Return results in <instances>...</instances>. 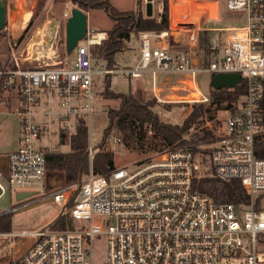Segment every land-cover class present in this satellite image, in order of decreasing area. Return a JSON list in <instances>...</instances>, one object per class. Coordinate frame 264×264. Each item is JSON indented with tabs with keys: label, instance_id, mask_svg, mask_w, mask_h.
<instances>
[{
	"label": "built area",
	"instance_id": "built-area-1",
	"mask_svg": "<svg viewBox=\"0 0 264 264\" xmlns=\"http://www.w3.org/2000/svg\"><path fill=\"white\" fill-rule=\"evenodd\" d=\"M165 1L143 0V4L156 5L161 14ZM224 4L228 12L243 17V24L232 28L236 34L229 41L212 46V60L199 67L186 55L170 56L165 47L151 44V38L162 39L166 32H142L136 67L96 71L90 48L101 44L106 35L90 29L88 23L75 57L59 65V29L74 8L69 1L50 52L43 51L46 34L39 35L36 44H25L21 52L16 42L9 43L12 69H0V77L18 91L20 137L18 148L7 155V176L0 172V179L9 188L33 196L8 210L0 209V215L36 202H52L59 207L57 217L67 214L73 225L53 230L49 224L30 234L11 235H29L31 243L9 264H95L92 248L86 252L83 241L97 237L106 242L102 264H264V159L254 153L264 80V0H225ZM189 39L194 40V35ZM22 61H35L37 67L23 69ZM150 64L154 68L147 70ZM144 71L153 76L158 72L188 76L196 95L192 103L209 102L196 83L199 73H237L247 91L230 111L225 133L208 155L187 147L166 150L134 163L132 169L115 167L107 176L95 173L89 163L88 173L78 183L54 190L47 187L45 152L39 140L54 135L50 129L54 123L58 134L63 130L71 135L80 118H90L95 75L139 77ZM113 141L119 139L113 136ZM89 157L91 161L90 148ZM205 178L238 180L247 201L220 203L194 190L193 182ZM4 192L0 183V197Z\"/></svg>",
	"mask_w": 264,
	"mask_h": 264
},
{
	"label": "trees",
	"instance_id": "trees-1",
	"mask_svg": "<svg viewBox=\"0 0 264 264\" xmlns=\"http://www.w3.org/2000/svg\"><path fill=\"white\" fill-rule=\"evenodd\" d=\"M70 2L81 11L102 10L113 23L112 27L105 31L106 39L101 44L90 48L94 68L98 64L95 62L97 61L101 64V69L115 70L117 68L115 57L126 48L127 42L138 40L139 34L142 32H162L169 28V9L166 1L163 12L158 17L146 16L143 0H136V8L131 11H119L108 0H70ZM204 35V33H200L199 37ZM209 47V45L205 47L208 53L211 51ZM72 57H75V50ZM209 63L210 61L205 59L203 65ZM111 76L112 74L104 75V90L101 96L107 100H119V104L116 108L111 107L106 111L107 127L101 142L94 148L96 153H92L91 161L88 152V128L84 118L79 119L75 131L68 137L63 130L59 133L58 145L68 144L69 151L67 153L50 152L45 154L47 175L57 177L54 184L62 182L58 187L78 183L88 173L89 163L95 173L103 176H107L115 168L113 153L103 149L106 139L112 131L116 132L115 136L127 150L140 154L148 151L145 150L144 143H147L149 149L152 148L153 138L146 139L147 132H150L154 138H159L168 150L187 147L194 153L200 152L208 155L221 137H216L200 127L201 119L210 112L213 106L218 107L225 104L230 111L235 110L247 91L245 81L233 89L215 90L211 88L209 94H206L209 98L208 103L192 105L191 112L181 124H168L162 122L155 112V107L160 105L154 98L141 103L130 93L114 92L110 87ZM212 76H210V81ZM260 84L262 87V98L258 103L260 133L255 137L254 153L257 158L264 159V80ZM5 85L6 78L3 77L0 79V96L6 91ZM162 107L169 106L165 103ZM192 127L195 131L190 133L189 129ZM193 188L220 203L247 201L245 190L238 180L226 182L205 178L194 181ZM11 218V212L0 215V233L11 232ZM71 224L70 217L65 214L50 224V228L64 230Z\"/></svg>",
	"mask_w": 264,
	"mask_h": 264
},
{
	"label": "rangeland",
	"instance_id": "rangeland-1",
	"mask_svg": "<svg viewBox=\"0 0 264 264\" xmlns=\"http://www.w3.org/2000/svg\"><path fill=\"white\" fill-rule=\"evenodd\" d=\"M70 2V0H6L7 3V15L5 26L0 32V69L10 70L12 69L10 63V50L9 43L16 42L19 52L25 44L34 43V34L36 29H40L41 24L46 20L49 21L47 30V37L51 34L48 33L51 29L52 22L57 25L60 21L62 12L65 8V3ZM110 3L114 4L120 10H132L136 8V0H108ZM52 3V4H51ZM72 7H75L71 4ZM154 11L156 8L154 7ZM87 13L88 26L90 29L94 28L96 30H106L110 26V19L106 13L102 10L84 11ZM160 14H158L159 16ZM157 17V16H153ZM178 16L176 20H178ZM243 24V23H242ZM113 25V24H112ZM53 27V26H52ZM60 37L61 41L58 45V64H69L73 57V51L67 52L66 50V36H65V24L61 23L60 26ZM11 38H15L16 41H12ZM83 43L82 40L78 41V45ZM46 47L43 49L44 52H50L51 43H46ZM41 49V48H40ZM211 50V49H210ZM123 58L127 59L123 60ZM208 59V58H207ZM211 59V57H210ZM139 55L137 51H132L131 53L119 54L117 56V61L123 64H131L129 66H136L139 61ZM22 68L32 69L37 67L35 61H22ZM97 66H95L96 71H100L102 66L99 62L95 61ZM0 79H3L1 76ZM94 83L92 87V113L89 117H84L87 128H88V141L89 148L93 154L96 153L94 148L99 145L103 138L104 130L107 127V116L106 111L108 108H116L119 104V100H110L109 102L104 101L102 92L104 90V76L95 75L93 77ZM110 87L114 92H127V80L122 75H112L110 77ZM210 77L205 73H199L196 77V83L200 91L204 94H209L210 92ZM6 91L0 96V151L7 153L8 149L12 148L17 139L20 137V125H19V114L17 112L18 108V91L14 86L5 85ZM182 95V94H181ZM172 100H178L173 103H167L169 107H162L165 103H159L160 106L155 107V112L157 113L159 119L168 124H181L183 119L191 112L192 105L196 103H185L181 98H175ZM237 106V105H236ZM52 111L56 112L57 107L55 103L52 104ZM230 113V110L226 108L225 104L221 106H213L208 114H206L201 120V125L204 130L211 132L216 137H222L225 133V122ZM51 132L53 136L44 135L43 138L39 140V144L42 146L45 154L50 152H60L67 153L69 151L68 144L64 143L58 145L59 134L57 131V124L54 123L51 127ZM194 128H190L189 132H194ZM263 132V131H262ZM261 132V133H262ZM67 137L69 136L66 133ZM116 132L112 131L106 142L104 144V150L113 153L114 166L115 167H128L132 169L134 163L139 161L152 158L158 153L168 150L166 146L160 141L159 138H154L153 134L147 132L146 139H152L153 145L149 149L147 143H144V148L146 151L143 154L137 153L136 151L127 150L120 142L113 141V136ZM147 142V141H145ZM93 148V149H92ZM155 148V149H154ZM204 148V147H202ZM160 150V151H157ZM204 157V155H203ZM56 176L47 175V187L54 190L61 185L62 182L54 184L56 181ZM0 183L4 186L5 192L0 197V209L8 210L11 207H15L18 204L16 200V190L9 188L5 179L1 178ZM47 188V189H49ZM37 199V198H35ZM34 199V200H35ZM37 203V202H36ZM35 203V204H36ZM59 213V207L52 202H46L38 204L26 211L15 212L12 211L13 215L11 218V232L14 234H21L26 232L28 234L33 233L36 230L42 229L49 224H52L57 218ZM57 217V218H56ZM56 218V219H55ZM55 219V220H54ZM72 224L69 228H72ZM30 236L22 238L21 236H0V264H8L11 260V253L14 246H19L23 244ZM83 246L86 252H89L92 248L94 253L95 264H102L106 259V242L104 237H97L91 242L88 239H84ZM225 264H238L236 261H229Z\"/></svg>",
	"mask_w": 264,
	"mask_h": 264
},
{
	"label": "crops",
	"instance_id": "crops-1",
	"mask_svg": "<svg viewBox=\"0 0 264 264\" xmlns=\"http://www.w3.org/2000/svg\"><path fill=\"white\" fill-rule=\"evenodd\" d=\"M166 2L169 9V28L166 31H162L166 32L164 38L158 40L151 38V44L153 46L160 45L165 47L170 56H177L179 54L186 55L191 58L192 64L195 67L203 66V63L207 58L209 61L212 60L214 53L212 51L208 53L205 47L209 45V49H211V47L216 44H223L229 41L236 34L232 28L241 26L244 21L241 15L230 13L226 10L224 4L225 0H166ZM112 5L114 6V4ZM114 7L119 11H131L120 10L116 6ZM154 7L156 8V11H154ZM158 14L157 6L153 5L151 17H158ZM177 16L179 18L178 20H176ZM49 23L50 22L46 20L41 24L39 35H47V30L45 29L48 27ZM112 24L111 21L110 26L103 31L94 28L92 29L106 35L105 31L109 30L112 27ZM57 26L58 22L57 25L55 24V30L57 29ZM200 33H204L205 35L199 37ZM46 35L45 39L47 37ZM190 35H194L195 39L190 40ZM38 39L36 40L34 38L33 40L35 41H33V44L38 43ZM11 40L16 41L15 38H11ZM132 51H137L140 59L138 40H130L127 42L126 48L116 55L115 60L117 68L114 71L120 72L121 70H126L128 68H134V66H129L131 64H123L120 66V63H118L119 61H117V56L119 54H124L126 52L131 53ZM23 60H26L25 56L23 57ZM123 60L127 61L125 58H123ZM153 68L154 65L150 64L147 70ZM112 75L124 76L128 84L127 92L120 93H130L141 103H144L151 98H154L157 103H173L178 101L172 100L175 98H181L183 100L181 102L191 103V100L196 96L191 89L188 76L184 74H167L158 72L153 76L151 72L144 71L139 77H130L129 75L121 73H113ZM207 75L209 77L211 76L210 74ZM103 100L106 102L110 101L107 99ZM18 145L19 139H17L12 148L8 149L7 153L0 151V156H7L9 153L14 152L18 148ZM20 193L23 192L17 191L16 196H20ZM19 202H22V200H19L18 203ZM13 234L14 232L0 233V236H11ZM30 243L31 240L27 239L23 244L14 246L11 253V260L22 253Z\"/></svg>",
	"mask_w": 264,
	"mask_h": 264
},
{
	"label": "water",
	"instance_id": "water-1",
	"mask_svg": "<svg viewBox=\"0 0 264 264\" xmlns=\"http://www.w3.org/2000/svg\"><path fill=\"white\" fill-rule=\"evenodd\" d=\"M145 14L147 17H151L152 15V4L147 2L145 5ZM7 15V3L6 0H0V32L5 26ZM52 24V30L49 29L48 33L51 34L50 37H46L48 44L51 43L53 36L55 34V23ZM87 29V16L84 11L74 7L71 10V17L67 19L65 23V36H66V50L67 52H71L75 49L79 40H82L86 34ZM53 31V32H52ZM34 38L37 40L39 37V28L36 29L34 34ZM242 83V79L237 73H216L213 74L210 88L219 90L222 88L233 89L235 86L240 85ZM0 172L3 177L7 176V156H0ZM33 196L31 192H23L20 193V196H16V200H25L29 199ZM43 202H38L34 205H30L19 209L15 212H23L26 211L38 204H42ZM12 212V211H11Z\"/></svg>",
	"mask_w": 264,
	"mask_h": 264
},
{
	"label": "bare ground",
	"instance_id": "bare-ground-1",
	"mask_svg": "<svg viewBox=\"0 0 264 264\" xmlns=\"http://www.w3.org/2000/svg\"><path fill=\"white\" fill-rule=\"evenodd\" d=\"M51 30H52V26H51ZM53 32V31H52Z\"/></svg>",
	"mask_w": 264,
	"mask_h": 264
}]
</instances>
